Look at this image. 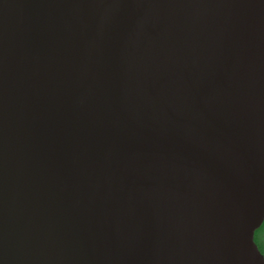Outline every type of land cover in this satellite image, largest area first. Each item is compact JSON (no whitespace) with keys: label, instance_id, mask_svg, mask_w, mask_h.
<instances>
[{"label":"water","instance_id":"obj_1","mask_svg":"<svg viewBox=\"0 0 264 264\" xmlns=\"http://www.w3.org/2000/svg\"><path fill=\"white\" fill-rule=\"evenodd\" d=\"M264 0H0V264H264Z\"/></svg>","mask_w":264,"mask_h":264},{"label":"trees","instance_id":"obj_2","mask_svg":"<svg viewBox=\"0 0 264 264\" xmlns=\"http://www.w3.org/2000/svg\"><path fill=\"white\" fill-rule=\"evenodd\" d=\"M263 232H264V223L262 224V226L256 231V234H255V240L260 248V250L263 252L262 250V246H264V238L263 237ZM264 254V252H263Z\"/></svg>","mask_w":264,"mask_h":264},{"label":"rangeland","instance_id":"obj_3","mask_svg":"<svg viewBox=\"0 0 264 264\" xmlns=\"http://www.w3.org/2000/svg\"><path fill=\"white\" fill-rule=\"evenodd\" d=\"M262 235H263V237H262V238H264V232H263V234H262ZM261 248H262V250H263V252H264V246H262Z\"/></svg>","mask_w":264,"mask_h":264}]
</instances>
